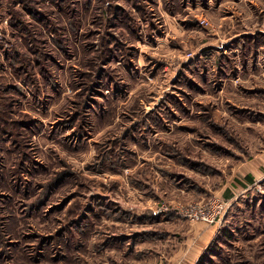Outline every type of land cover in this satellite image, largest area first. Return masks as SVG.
<instances>
[{
	"label": "rangeland",
	"instance_id": "rangeland-1",
	"mask_svg": "<svg viewBox=\"0 0 264 264\" xmlns=\"http://www.w3.org/2000/svg\"><path fill=\"white\" fill-rule=\"evenodd\" d=\"M189 223L197 264H264V0H0V264H144Z\"/></svg>",
	"mask_w": 264,
	"mask_h": 264
},
{
	"label": "crops",
	"instance_id": "crops-1",
	"mask_svg": "<svg viewBox=\"0 0 264 264\" xmlns=\"http://www.w3.org/2000/svg\"><path fill=\"white\" fill-rule=\"evenodd\" d=\"M183 227L185 232L177 241H153L149 260L141 259L144 264H197L200 255L213 238L214 227L201 223L179 225L180 229Z\"/></svg>",
	"mask_w": 264,
	"mask_h": 264
},
{
	"label": "built area",
	"instance_id": "built-area-1",
	"mask_svg": "<svg viewBox=\"0 0 264 264\" xmlns=\"http://www.w3.org/2000/svg\"><path fill=\"white\" fill-rule=\"evenodd\" d=\"M216 207L221 210V208H223L224 205L222 203H218V204H216ZM196 214H200L201 216L205 217V215L203 214V212L201 210L198 213H195L194 215H196ZM211 221H212V219H211Z\"/></svg>",
	"mask_w": 264,
	"mask_h": 264
},
{
	"label": "trees",
	"instance_id": "trees-1",
	"mask_svg": "<svg viewBox=\"0 0 264 264\" xmlns=\"http://www.w3.org/2000/svg\"><path fill=\"white\" fill-rule=\"evenodd\" d=\"M247 179H248L249 181H251V179H252V178H251L250 176H248V178H247Z\"/></svg>",
	"mask_w": 264,
	"mask_h": 264
}]
</instances>
